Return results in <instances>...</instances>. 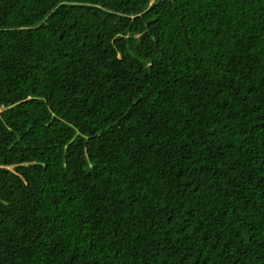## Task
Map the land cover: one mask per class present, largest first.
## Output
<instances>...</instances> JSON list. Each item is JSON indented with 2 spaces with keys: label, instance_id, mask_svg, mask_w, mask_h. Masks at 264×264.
<instances>
[{
  "label": "trees",
  "instance_id": "trees-1",
  "mask_svg": "<svg viewBox=\"0 0 264 264\" xmlns=\"http://www.w3.org/2000/svg\"><path fill=\"white\" fill-rule=\"evenodd\" d=\"M0 264H264V0H0Z\"/></svg>",
  "mask_w": 264,
  "mask_h": 264
},
{
  "label": "rangeland",
  "instance_id": "rangeland-1",
  "mask_svg": "<svg viewBox=\"0 0 264 264\" xmlns=\"http://www.w3.org/2000/svg\"><path fill=\"white\" fill-rule=\"evenodd\" d=\"M23 194V193H22Z\"/></svg>",
  "mask_w": 264,
  "mask_h": 264
}]
</instances>
